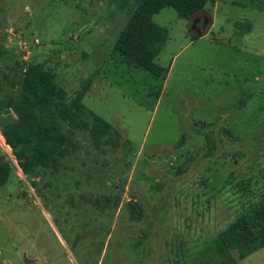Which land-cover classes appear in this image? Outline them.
<instances>
[{"label":"rangeland","instance_id":"rangeland-1","mask_svg":"<svg viewBox=\"0 0 264 264\" xmlns=\"http://www.w3.org/2000/svg\"><path fill=\"white\" fill-rule=\"evenodd\" d=\"M135 3L0 0V97L37 62L69 96L94 76L82 102L121 134L77 130L24 173L0 132V264H264V247L240 260L219 240L264 190V0L154 14L165 79L113 50Z\"/></svg>","mask_w":264,"mask_h":264},{"label":"trees","instance_id":"trees-1","mask_svg":"<svg viewBox=\"0 0 264 264\" xmlns=\"http://www.w3.org/2000/svg\"><path fill=\"white\" fill-rule=\"evenodd\" d=\"M210 1L136 0L113 50L126 62L165 79L166 70L155 59L168 39V31L155 23L152 16L171 7L179 17L190 20ZM112 2L118 10H123L130 0ZM93 77L69 96L54 75L37 62L27 65L21 73L16 97H0V113L9 108L15 110V116H9L1 124L0 132L24 173H32L38 166L55 161L54 152H60L77 130L89 132L95 145L113 130L109 140L112 145H119L121 134L82 102ZM206 139L209 141V136ZM9 175V162L0 157V187ZM219 240L224 248L235 251L240 260L264 247V190L233 217L219 233Z\"/></svg>","mask_w":264,"mask_h":264},{"label":"flooded vegetation","instance_id":"flooded-vegetation-1","mask_svg":"<svg viewBox=\"0 0 264 264\" xmlns=\"http://www.w3.org/2000/svg\"><path fill=\"white\" fill-rule=\"evenodd\" d=\"M199 19H197V22H196V24H197V26L196 27H194L193 25H192V28H195L196 30H197V27L198 26H200V25H202L203 23H206V20L205 19H201V21H198ZM199 24V25H198Z\"/></svg>","mask_w":264,"mask_h":264},{"label":"crops","instance_id":"crops-1","mask_svg":"<svg viewBox=\"0 0 264 264\" xmlns=\"http://www.w3.org/2000/svg\"><path fill=\"white\" fill-rule=\"evenodd\" d=\"M203 11H204V10H203ZM203 18L206 20V18L204 17V15H203ZM197 19H199L198 21H200V17H198V16L194 17V21H193V26H194V27L197 26V24H196ZM193 29H195V28H193Z\"/></svg>","mask_w":264,"mask_h":264},{"label":"water","instance_id":"water-1","mask_svg":"<svg viewBox=\"0 0 264 264\" xmlns=\"http://www.w3.org/2000/svg\"><path fill=\"white\" fill-rule=\"evenodd\" d=\"M23 259H24V261L27 262V263H30V262L32 261V260H30V259H27L26 256H25V254L23 255Z\"/></svg>","mask_w":264,"mask_h":264}]
</instances>
